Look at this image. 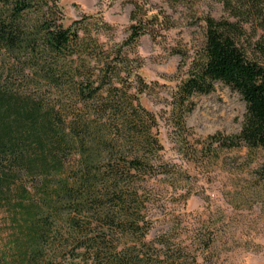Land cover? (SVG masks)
<instances>
[{
	"label": "trees",
	"instance_id": "trees-1",
	"mask_svg": "<svg viewBox=\"0 0 264 264\" xmlns=\"http://www.w3.org/2000/svg\"><path fill=\"white\" fill-rule=\"evenodd\" d=\"M212 1L223 16L202 18L200 50L176 52L191 59L175 96L179 121L191 98L221 83L245 112L237 134L211 136V145L264 154V0ZM57 2L0 0V211L12 228L0 264H64L66 255L84 264H156L118 252L104 234L139 230L144 204L132 179L160 150L153 116L139 104L142 91L122 89L133 72L118 68L126 66L120 47L95 76L79 22L64 28ZM161 15L134 8L126 45L148 25L172 27Z\"/></svg>",
	"mask_w": 264,
	"mask_h": 264
},
{
	"label": "rangeland",
	"instance_id": "rangeland-1",
	"mask_svg": "<svg viewBox=\"0 0 264 264\" xmlns=\"http://www.w3.org/2000/svg\"><path fill=\"white\" fill-rule=\"evenodd\" d=\"M57 4L64 28L79 22L78 36L87 51L83 58L95 76L105 60H116L113 55L120 47L126 66L117 62L118 68L133 72L130 86L122 89L128 95L142 91L138 101L153 116L150 133L160 146L148 157V171L132 179L144 204L137 234L105 232L106 240L118 252L133 251L139 259L156 264H264V154L244 147L219 150L209 141L216 134L239 132L244 102L236 92L215 83L210 94L190 99L192 108L181 113V122L175 108L177 88L191 62L181 61L176 52L192 57L200 50L202 18L223 16L221 5L212 0H58ZM134 8L147 17L160 13L172 27L148 25V33L126 45ZM11 233L8 216L0 211V257ZM67 257L64 264H84L80 257L73 261Z\"/></svg>",
	"mask_w": 264,
	"mask_h": 264
}]
</instances>
